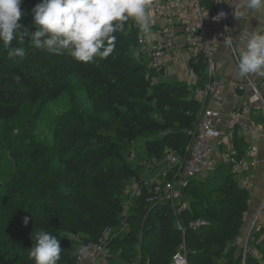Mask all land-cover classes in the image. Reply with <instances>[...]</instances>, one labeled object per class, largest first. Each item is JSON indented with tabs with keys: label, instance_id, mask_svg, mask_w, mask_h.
Masks as SVG:
<instances>
[{
	"label": "trees",
	"instance_id": "trees-1",
	"mask_svg": "<svg viewBox=\"0 0 264 264\" xmlns=\"http://www.w3.org/2000/svg\"><path fill=\"white\" fill-rule=\"evenodd\" d=\"M39 3L41 0H22L20 5L25 15L19 22L30 31L35 30L33 9ZM135 25L129 20L126 34H118L112 56L102 59L97 55L87 64L37 49L30 41H12L14 47L26 49L23 58L0 50V120L16 116L25 101L36 104L34 115L40 116L76 82L88 104L84 113L71 114L57 132L56 151L63 157L46 183L51 193L42 196L41 192L43 204L29 215L24 237L28 247L24 246V252L12 246L0 249V264H34L28 253L35 243L33 233L40 231L51 232L60 240L58 264H78L81 244L96 242L103 229L118 225L126 203L124 187L131 178L144 174L142 163H160L167 149L179 156L186 154L201 111L194 93L209 82L207 62L201 55L189 60L199 77L196 87L162 79V71L149 64V46L138 43ZM148 75L159 80L151 82ZM137 140L143 149L136 153L133 145ZM233 140L231 156L246 157L242 136L235 135ZM131 152L135 153L132 160ZM41 154L38 143L10 152L14 161L24 155L35 161ZM219 170L205 179L192 178L184 189L187 208L180 216L184 231L177 226L169 202H146L143 185L127 215L131 232L127 237L115 236L110 244L124 247L127 261L138 260V264H169L182 244L190 264H263L252 251L244 257L237 243L249 211L250 190L238 186L242 173L233 172L229 164H220ZM16 187V178L5 182L0 176V191L14 194ZM67 210L69 220L65 219ZM199 218L207 224L188 227L190 220ZM263 228L257 231L256 242L261 254Z\"/></svg>",
	"mask_w": 264,
	"mask_h": 264
},
{
	"label": "clouds",
	"instance_id": "clouds-1",
	"mask_svg": "<svg viewBox=\"0 0 264 264\" xmlns=\"http://www.w3.org/2000/svg\"><path fill=\"white\" fill-rule=\"evenodd\" d=\"M234 9V18L245 16L264 17V0H218ZM22 0H0V42L7 54L13 58L26 55L24 47H14L12 41H30L35 48L54 55H68L82 64L92 62L98 55L102 59L115 52L118 34H126L129 20L135 22L144 35L146 46L152 45L154 21L148 11L150 0H41L33 9L35 30H28L21 21L25 13L21 10ZM240 11L237 12L236 8ZM227 13L219 12L213 21L219 22ZM204 15L203 17H206ZM202 18V17H201ZM225 31H230L225 26ZM230 35L224 46L230 47L236 41L239 51L235 75L264 77V23L241 34L236 40ZM29 218H24L27 225ZM35 243L29 257L34 264H58L62 248L60 240L51 232L33 233ZM88 248L81 244L77 249L80 258L88 256Z\"/></svg>",
	"mask_w": 264,
	"mask_h": 264
},
{
	"label": "built area",
	"instance_id": "built-area-1",
	"mask_svg": "<svg viewBox=\"0 0 264 264\" xmlns=\"http://www.w3.org/2000/svg\"><path fill=\"white\" fill-rule=\"evenodd\" d=\"M150 9L155 16L162 20L159 29V43L149 48V64L156 70L162 71V76L167 73L166 55L171 52L176 43L177 34L174 29L178 25L180 31L184 35V46L192 57L203 56L208 65L209 82L202 88L195 90V99L201 105V111L198 116V125L194 130L191 142L186 147V154L179 156L171 150H165L161 158L160 165L163 167V173L155 176L151 180L145 179L142 175L133 177L124 187V194L138 195L141 187L147 188L146 202L158 203L169 202L176 215L177 226L184 231L181 221V213L187 208V201L184 198V189L187 187L192 178L204 175L213 168L216 160L219 159L223 164H229L233 172L244 173L249 167V160L245 158L237 159L229 154L219 152V147L223 142V133L217 127L219 123V115L206 105L208 98L215 96L223 85V80L214 76L212 49L208 38L209 31L204 23L203 16L209 14L210 11L202 4V0H150ZM202 17V18H201ZM138 43L143 46L144 35L140 32L137 25ZM155 76H147L151 82L155 81ZM249 100L253 104L259 105L260 111L264 118V96L255 84L250 83ZM244 86H236L235 89L243 90ZM249 106L242 105L240 110L231 114V126L233 123L245 115L249 111ZM261 128L258 129L260 132ZM135 153L131 152L129 158L132 160ZM145 169L149 172L152 170L153 164L148 161L143 162ZM148 181V182H147ZM144 182V183H143ZM146 184V185H145ZM148 184V186H147ZM238 186L250 189L251 184L246 177L238 180ZM136 188V190H135ZM133 195V196H134ZM131 199L127 200L123 206L122 218L118 223V227L123 228L127 222L128 211L131 206ZM247 213L244 215V219ZM207 221L199 218L190 220L188 227L196 229L204 226ZM248 229L244 240L245 244L250 238L251 233ZM117 234L113 233L112 227L103 229L98 240L88 241L84 243L89 252L88 255H99L105 250L104 243L110 242ZM240 237L238 238V240ZM97 253V254H96ZM85 258L77 257L78 264H83ZM89 264H100L93 261ZM169 264H190L188 260V251L184 244L180 245L178 250L172 257Z\"/></svg>",
	"mask_w": 264,
	"mask_h": 264
},
{
	"label": "crops",
	"instance_id": "crops-1",
	"mask_svg": "<svg viewBox=\"0 0 264 264\" xmlns=\"http://www.w3.org/2000/svg\"><path fill=\"white\" fill-rule=\"evenodd\" d=\"M202 4L210 11L206 17H203V20L209 31L208 38L212 49L213 74L223 80L221 90L215 96L208 98L206 102V105L219 115L220 121L217 127L223 133V142L219 152L220 154L231 155L234 152V136H242L246 144V157L244 158L249 160V167L246 172L241 174V177H246L251 184L249 189L251 195L247 213L248 218L245 220L246 215L244 219L245 227L252 226L255 229L256 227H264V118L259 105L253 104L249 100L250 83L255 84L264 96V77L248 76L238 78L235 75V71L239 55L237 44H240V41H236L230 47L224 46V41L229 35L233 40H236L240 34L241 38H243L248 30L251 31L261 26L264 23V17L245 16L242 21L234 18V9L227 3H221L218 0H202ZM148 11L154 21L150 48L159 43V29L162 25V20L154 17L150 7ZM221 11L227 13L226 17L219 22L213 21L212 18ZM236 11H240L239 7L236 8ZM225 26H228L230 31H225ZM174 29L177 34L176 43L174 49L166 55L167 73L165 77L162 76V79L173 83L185 82L190 86L196 87L198 86L199 77L190 67L189 60L191 56L185 49L184 35L178 25H175ZM240 47H243V45L240 44ZM239 85L244 86L243 90L235 89ZM242 105L249 106V111L231 126V114L239 111ZM259 128H261L260 132L258 131ZM220 164L223 163L217 159L213 168L198 178L205 179L216 171L220 172ZM145 172L146 179L151 180L163 173V167L158 163L152 166L151 172L147 168ZM245 227L241 235L243 241ZM94 256L97 257V255ZM94 256L88 255L84 259L83 264H89L93 261H101L102 264H114L113 260L107 259L109 256H104L102 260Z\"/></svg>",
	"mask_w": 264,
	"mask_h": 264
},
{
	"label": "rangeland",
	"instance_id": "rangeland-1",
	"mask_svg": "<svg viewBox=\"0 0 264 264\" xmlns=\"http://www.w3.org/2000/svg\"><path fill=\"white\" fill-rule=\"evenodd\" d=\"M153 15L156 17L154 13ZM158 80L159 78L156 77L155 81ZM87 107V100L79 84L76 82L67 92L52 102L40 116L34 115L36 104L25 101L16 116L10 120H0V176L5 182L10 181L11 178H16L17 180L14 194L6 193V189L0 191V216L4 223V229L0 231V249H11L12 246V248L24 252L25 247H28L24 238L26 230L24 218H29L32 212V214L37 213L38 207L43 204L41 201L44 197L42 196L51 193L52 190L46 187V183L51 181L52 173L57 169L59 159L63 157L56 151L57 132L71 114L76 112L84 113ZM140 141L137 140L133 145L136 153L143 149ZM35 143H38L42 149L41 156L35 161H30L27 155H24L18 161H14L10 156V152L15 148L24 151L29 144ZM144 174L141 173L146 179L147 177ZM86 191L91 193L92 198L96 197L94 191L92 192L90 189ZM41 192L42 196H40ZM55 195L58 196L59 194L55 193ZM133 195L127 193L126 201L131 198L133 200ZM65 217L66 220H69L68 210ZM247 218L248 214L245 220ZM118 226L112 228L113 233L117 234L116 236L127 237L131 232L132 227L130 223H127L123 228ZM248 227H245V231ZM261 228L263 227H256V229L253 227L249 228L251 235L246 244V239L243 241L241 237L237 243L244 257L245 252L252 251V254L264 264V254L259 252L256 244L257 231ZM245 231L244 237L247 233ZM110 242L104 243L105 250H102L99 255L96 253L97 257L93 256L101 260L104 256H109L107 259L113 260L114 264L139 263L138 260L133 262L127 261L125 248L115 243H112V245ZM110 245H112L111 248H109ZM135 248L140 250V245H136ZM99 263L102 264L101 261Z\"/></svg>",
	"mask_w": 264,
	"mask_h": 264
},
{
	"label": "bare ground",
	"instance_id": "bare-ground-1",
	"mask_svg": "<svg viewBox=\"0 0 264 264\" xmlns=\"http://www.w3.org/2000/svg\"><path fill=\"white\" fill-rule=\"evenodd\" d=\"M220 148V147H219Z\"/></svg>",
	"mask_w": 264,
	"mask_h": 264
}]
</instances>
